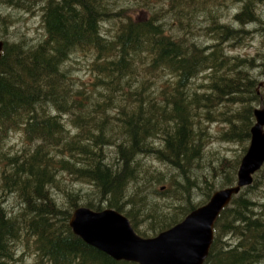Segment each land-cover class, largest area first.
Here are the masks:
<instances>
[{
  "label": "trees",
  "instance_id": "1",
  "mask_svg": "<svg viewBox=\"0 0 264 264\" xmlns=\"http://www.w3.org/2000/svg\"><path fill=\"white\" fill-rule=\"evenodd\" d=\"M199 1L167 0L150 13L147 3L141 16L117 0L6 1L28 11L40 4L42 37L4 41L0 59V264H139L88 244L72 213L114 208L151 237L237 182L240 158L205 162L206 147L216 124L219 141L248 149L254 110L264 107L250 73L258 65L227 47L260 21L255 3L264 0L243 2L241 28L219 9L205 13L207 44ZM75 54L90 56L87 80L71 73ZM14 131L21 148L7 146ZM261 197L264 165L220 213L204 264L264 261Z\"/></svg>",
  "mask_w": 264,
  "mask_h": 264
},
{
  "label": "water",
  "instance_id": "2",
  "mask_svg": "<svg viewBox=\"0 0 264 264\" xmlns=\"http://www.w3.org/2000/svg\"><path fill=\"white\" fill-rule=\"evenodd\" d=\"M4 41L0 40V59ZM248 149L241 159L237 182L217 189L210 199L182 221L155 236L144 237L119 210L77 208L71 218L73 231L88 244L118 260L139 264H204L214 240V227L222 210L241 189L253 182L264 165V107L254 110Z\"/></svg>",
  "mask_w": 264,
  "mask_h": 264
},
{
  "label": "rangeland",
  "instance_id": "3",
  "mask_svg": "<svg viewBox=\"0 0 264 264\" xmlns=\"http://www.w3.org/2000/svg\"><path fill=\"white\" fill-rule=\"evenodd\" d=\"M7 0H0V19L4 21V25L0 27V40L3 41H15L20 40L22 38L28 39L30 42L36 41L37 39L42 37L41 26H40V18H41V7L40 4L34 6L33 11H28L22 6H18L16 3L14 4L17 7L9 6L6 2ZM19 3H22V0H16ZM119 3L116 7H124L126 14H131L133 16H141L146 14V5L149 3L153 9L151 11L157 10L161 6V2H166L167 0H152V1H144V0H117ZM245 0H223V3L220 4V0H203L199 1L201 4H198V11L200 15V22L198 25L199 29V41L200 42H208L211 41L210 37H213L206 31L207 23L205 21L208 18L205 13L212 11L214 15L217 14L218 9L221 12L223 22L229 23L233 25L235 28H241L239 22L235 20V14L240 11L243 2ZM258 13L260 14V21L255 23H250L246 26L249 30L248 35L244 38V40L237 46L227 47V50L231 54H235L239 58L246 59H255L258 67L250 69V73L254 75L258 80V92L260 93L261 98L264 100V1L255 3ZM165 5H167L165 3ZM185 11L190 12L191 7L185 5ZM204 18V21L201 20ZM169 20V19H168ZM113 25L108 24V27H112ZM206 41V42H205ZM207 44V43H206ZM74 59L70 62L72 64L71 73L81 79L87 80L89 78V59L90 56H84L82 54H75ZM261 105L257 106L260 107ZM69 118V116H68ZM220 127L218 125L213 124L212 129L210 131V140L206 147V161L208 162L209 158L215 157H227L228 159L240 158L244 156V149H242L241 143H226L221 142L216 138L217 132ZM22 131H14L10 134L7 140L8 148L17 149L21 148L24 144ZM150 160V161H147ZM147 159L144 158V161L156 165V169L163 170L166 173L169 171L168 166L165 163H160L157 160H154L150 157ZM224 161V160H223ZM229 161V160H228ZM227 161V162H228ZM217 160L215 161V163ZM225 163L228 167V163ZM207 169V168H206ZM201 172H207L204 168L199 170ZM1 172V166H0ZM217 182H220V178L217 177ZM66 180V179H65ZM67 181V180H66ZM65 182V181H64ZM166 182V181H165ZM221 183V182H220ZM84 185V184H83ZM81 185V186H83ZM260 194V193H258ZM62 195V193H61ZM259 199H260V195ZM201 197V195H200ZM199 197V198H200ZM63 198V195H62ZM264 200V197H261ZM262 200V201H263ZM13 197H9L8 206H16ZM28 262H32V259L29 258ZM264 264V261L257 263Z\"/></svg>",
  "mask_w": 264,
  "mask_h": 264
},
{
  "label": "bare ground",
  "instance_id": "4",
  "mask_svg": "<svg viewBox=\"0 0 264 264\" xmlns=\"http://www.w3.org/2000/svg\"><path fill=\"white\" fill-rule=\"evenodd\" d=\"M230 55V54H229ZM87 207V206H86ZM73 214V213H72ZM128 217V216H127ZM154 236V235H153Z\"/></svg>",
  "mask_w": 264,
  "mask_h": 264
}]
</instances>
